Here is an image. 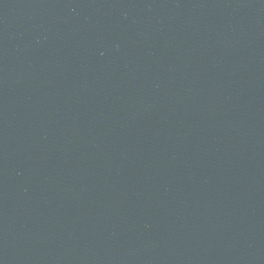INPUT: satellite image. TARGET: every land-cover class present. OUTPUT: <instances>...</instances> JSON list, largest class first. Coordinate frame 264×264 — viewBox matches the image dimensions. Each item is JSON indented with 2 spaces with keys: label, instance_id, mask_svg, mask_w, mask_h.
Wrapping results in <instances>:
<instances>
[{
  "label": "water",
  "instance_id": "1",
  "mask_svg": "<svg viewBox=\"0 0 264 264\" xmlns=\"http://www.w3.org/2000/svg\"><path fill=\"white\" fill-rule=\"evenodd\" d=\"M0 264H264V0H0Z\"/></svg>",
  "mask_w": 264,
  "mask_h": 264
}]
</instances>
